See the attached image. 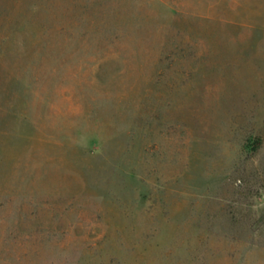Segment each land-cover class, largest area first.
I'll list each match as a JSON object with an SVG mask.
<instances>
[{"label": "rangeland", "instance_id": "obj_1", "mask_svg": "<svg viewBox=\"0 0 264 264\" xmlns=\"http://www.w3.org/2000/svg\"><path fill=\"white\" fill-rule=\"evenodd\" d=\"M0 264H264V0H0Z\"/></svg>", "mask_w": 264, "mask_h": 264}]
</instances>
